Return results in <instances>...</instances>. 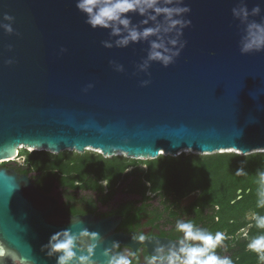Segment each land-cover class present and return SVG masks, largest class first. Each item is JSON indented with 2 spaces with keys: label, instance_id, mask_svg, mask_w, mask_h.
<instances>
[{
  "label": "water",
  "instance_id": "1",
  "mask_svg": "<svg viewBox=\"0 0 264 264\" xmlns=\"http://www.w3.org/2000/svg\"><path fill=\"white\" fill-rule=\"evenodd\" d=\"M191 24L185 47L168 67L137 65L147 43L103 46L108 31L92 29L76 0H0V162L31 150H98L136 159L199 153L264 151V51L241 54L243 26L232 8L264 0H184ZM141 17L132 16L134 23ZM11 60L12 63H7ZM110 61L123 65L115 71ZM148 80L146 86L142 81ZM92 85V87H88ZM196 196L182 199L188 204ZM119 216L70 214L29 175L0 165V258L3 264H56L42 246L62 229L98 232L94 259L112 242H139L116 232ZM148 244L147 241H144ZM114 253V249L112 250Z\"/></svg>",
  "mask_w": 264,
  "mask_h": 264
},
{
  "label": "clouds",
  "instance_id": "2",
  "mask_svg": "<svg viewBox=\"0 0 264 264\" xmlns=\"http://www.w3.org/2000/svg\"><path fill=\"white\" fill-rule=\"evenodd\" d=\"M75 6L92 29L108 31L110 39L102 42L105 48H126L131 44L147 43V55L137 65L141 72L147 73L153 62L168 67L185 47L183 30L191 24L185 17L191 9L184 0H76ZM260 14L259 5L253 7L251 13L244 3L232 8L233 18L243 26L239 41L241 54L264 51V18L259 22L250 19V16ZM133 15L141 17L138 23L133 22ZM3 19L9 23L0 24V27L8 34L13 33L11 22L14 17L5 14ZM110 63L115 71H124L123 65L115 61ZM148 83V80L142 81V86ZM158 152L164 153L163 149ZM242 172L243 169L237 170L238 175ZM258 185L257 207L264 208V172L258 173ZM251 219L257 228L264 229V215L253 213ZM176 231L182 233L177 242L167 249L157 248L147 258V264H233L230 257L216 254L217 247L225 240L222 232L213 235L191 221H177ZM99 239L98 232H91L87 228L78 232L65 228L53 233L47 244L42 246V251L47 257L55 258L56 264H97L94 255ZM133 239L143 243L146 234ZM118 246L119 243L112 242V247L104 250L103 255L107 257L105 264H132L127 254L113 253L112 250ZM247 248L256 253L258 260L264 264V234L251 239ZM3 255L0 253V257ZM0 264H3L2 258Z\"/></svg>",
  "mask_w": 264,
  "mask_h": 264
},
{
  "label": "trees",
  "instance_id": "3",
  "mask_svg": "<svg viewBox=\"0 0 264 264\" xmlns=\"http://www.w3.org/2000/svg\"><path fill=\"white\" fill-rule=\"evenodd\" d=\"M20 154L24 157L22 163L11 161L15 170L29 175L34 186L45 194L60 188L62 194L74 197L80 190L98 193L107 189L104 194L107 199L118 182L131 178L141 182V193L160 190L161 194L183 197L196 192L194 206L200 212L205 209L213 211L219 219L214 231L225 229L234 233L247 226L248 243L264 234V229L257 228L254 220L246 219L247 214L264 215V208L257 207L258 173L264 172V152L246 155L181 152L177 156L159 154L153 159H132L123 155L105 157L91 150L52 153L24 149ZM238 169H243L239 175ZM135 190L139 192L138 188ZM95 207L94 202L93 210ZM245 259L246 264H254L258 257L249 250Z\"/></svg>",
  "mask_w": 264,
  "mask_h": 264
},
{
  "label": "flooded vegetation",
  "instance_id": "4",
  "mask_svg": "<svg viewBox=\"0 0 264 264\" xmlns=\"http://www.w3.org/2000/svg\"><path fill=\"white\" fill-rule=\"evenodd\" d=\"M13 162H7L4 166L14 168ZM15 169V168H14ZM138 188L137 192L135 189ZM141 182L131 178L121 180L115 186V191L110 197L104 199L107 189L98 193L85 189L80 190L77 196L70 197L62 194L60 188H55L50 194L55 197L59 205L70 214H93L99 217L119 216L120 221L115 228L116 232L124 233L130 237H138L146 234L145 243H138L134 248L127 245H119L114 248V253H125L132 264H147V258L153 252L163 247L167 249L177 242L182 233L176 231L177 221H191L196 227L211 232H222L225 240L216 249L220 257H230L233 264H246L245 257L249 252L247 248V226L238 228L234 233L227 230H216L217 215L211 210L199 211L194 206L195 198L188 204H183L182 199L196 192H191L183 197L173 194H165L160 190L141 193ZM135 190V191H134ZM67 192V191H66ZM71 192V190H70ZM91 200V201H90ZM95 202V210L92 204ZM251 214L246 219L251 220ZM254 264H261L259 260Z\"/></svg>",
  "mask_w": 264,
  "mask_h": 264
},
{
  "label": "rangeland",
  "instance_id": "5",
  "mask_svg": "<svg viewBox=\"0 0 264 264\" xmlns=\"http://www.w3.org/2000/svg\"><path fill=\"white\" fill-rule=\"evenodd\" d=\"M24 149H26L25 147H23V146H21V147H18V152H20V153H22V150H24ZM28 150H31V148H28ZM88 150H91V151H96V152H99V151H97V150H94V149H88ZM69 151H73V150H69ZM223 152H235V153H239V152H237V151H233V150H225V151H223ZM262 152V151H261ZM264 152V151H263ZM19 153V155H18V157L16 158V159H14V161L15 162H18V163H22L23 162V159H24V157H23V155L22 154H20ZM183 153H185V154H189V153H194V154H197V155H208V154H213V153H216V152H212V153H199V152H193V151H191V150H188V151H184ZM252 153H254V152H252ZM240 154V153H239ZM249 154V153H248ZM117 155H123V156H125L123 153H120V154H117ZM165 155V154H164ZM241 155H246V154H241ZM126 157V156H125ZM127 158H131V157H127ZM132 159H136V158H132ZM3 163V162H2ZM0 164H1V162H0ZM144 166V165H143Z\"/></svg>",
  "mask_w": 264,
  "mask_h": 264
},
{
  "label": "built area",
  "instance_id": "6",
  "mask_svg": "<svg viewBox=\"0 0 264 264\" xmlns=\"http://www.w3.org/2000/svg\"><path fill=\"white\" fill-rule=\"evenodd\" d=\"M17 157H18V150H17L16 155H15L14 157H12L10 160H11V161H14V159H16ZM7 161H9V160H7Z\"/></svg>",
  "mask_w": 264,
  "mask_h": 264
},
{
  "label": "bare ground",
  "instance_id": "7",
  "mask_svg": "<svg viewBox=\"0 0 264 264\" xmlns=\"http://www.w3.org/2000/svg\"><path fill=\"white\" fill-rule=\"evenodd\" d=\"M21 146H23V145H19L18 147H21ZM18 147H17V149H18ZM23 147H25V146H23ZM189 149H185L184 151H188ZM98 151V150H97ZM11 159V158H10ZM10 159H7V160H10Z\"/></svg>",
  "mask_w": 264,
  "mask_h": 264
}]
</instances>
